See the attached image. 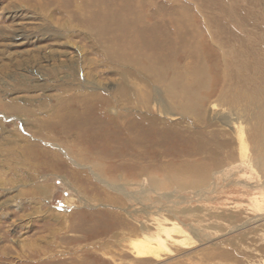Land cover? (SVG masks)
<instances>
[{
  "label": "rangeland",
  "instance_id": "374dc122",
  "mask_svg": "<svg viewBox=\"0 0 264 264\" xmlns=\"http://www.w3.org/2000/svg\"><path fill=\"white\" fill-rule=\"evenodd\" d=\"M0 264H264V0H0Z\"/></svg>",
  "mask_w": 264,
  "mask_h": 264
},
{
  "label": "bare ground",
  "instance_id": "6f19581e",
  "mask_svg": "<svg viewBox=\"0 0 264 264\" xmlns=\"http://www.w3.org/2000/svg\"><path fill=\"white\" fill-rule=\"evenodd\" d=\"M246 236V235H245ZM141 253V252H140Z\"/></svg>",
  "mask_w": 264,
  "mask_h": 264
}]
</instances>
